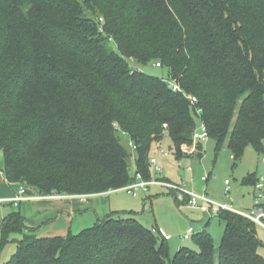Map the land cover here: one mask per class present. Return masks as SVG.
I'll return each mask as SVG.
<instances>
[{"label": "trees", "instance_id": "1", "mask_svg": "<svg viewBox=\"0 0 264 264\" xmlns=\"http://www.w3.org/2000/svg\"><path fill=\"white\" fill-rule=\"evenodd\" d=\"M129 61L160 64L167 78ZM200 120L235 162L249 146L264 154V0H0L1 170L15 192L91 196L121 190L137 173L150 180L152 151L168 137L184 159ZM203 151L197 145L191 159ZM218 214L219 248L204 230L192 236L199 251L182 247L172 259L168 240L130 211L57 237L32 234L15 211L1 243L16 245L6 264H264L257 226Z\"/></svg>", "mask_w": 264, "mask_h": 264}, {"label": "rangeland", "instance_id": "2", "mask_svg": "<svg viewBox=\"0 0 264 264\" xmlns=\"http://www.w3.org/2000/svg\"><path fill=\"white\" fill-rule=\"evenodd\" d=\"M111 45L113 44L111 43ZM129 63L131 67L142 69L147 74L164 79L167 78V71L164 68L156 67L154 63L146 67H142L133 61H129ZM123 144L130 155L128 158V166L129 173L133 176L136 173V154L125 141H123ZM161 148L167 152L169 156L165 157L163 154H161L162 156L159 154V157H156L157 155H154V157H156L157 160L159 159V166L163 171L162 178L165 180L179 186H186L188 190L198 194L202 193L204 188H207V196L211 200L225 205H233L234 208L247 210L251 208L252 205L254 206L253 203L255 202V196L257 194L256 186L254 187L253 184H248L246 181L249 176L251 177L254 174L259 176L264 173V154L257 153L253 147L249 146L245 150L243 158L237 162L234 161L232 152L226 143L220 149H217L216 141L212 139L204 145L201 161L197 159H176L173 154L171 140L168 137H165L163 140ZM194 148L195 146H190L188 149L193 150ZM189 166H191L192 171L187 170ZM1 167H3L2 152H0V173ZM203 176L208 177L207 184L201 182ZM226 181H228V185ZM27 188L28 191L31 192L28 186ZM0 192H2L0 198H5L7 192H11V190H9L7 184H3L0 186ZM99 200L101 202H108V206L112 209V212L131 210L130 212L134 213V218L150 230L156 226L155 220H157L158 227L161 229L162 234H169L173 237V240L168 242L167 247L171 259L174 258L175 254L182 247L199 251L193 238L189 240H184L183 238L190 226L195 229L196 233L204 230L209 232L217 248L221 245L225 234L226 224L219 214L206 212L201 207L192 209L188 207L187 204L179 203L175 200L174 195L169 194L168 190L162 187H151L148 192L140 191L136 196L126 190H120L111 192L108 197L99 198ZM7 202L0 203V230L3 224L1 220L5 216L7 217L9 212L17 211V208L15 210V208ZM100 208L101 207L94 209L95 213L98 209L100 210ZM102 209H106V207H102ZM252 209L249 211H252ZM92 222L93 219L91 215L88 214V212H82L70 222L72 233L78 234L83 229L89 228L92 226ZM64 223L66 222H57L56 220L51 223L50 221L47 222V225H45L47 228L53 224L56 225L52 226L44 236H62V234L65 233L62 229ZM256 234L262 242L258 252L264 257V229L257 227ZM35 235L41 237L40 234ZM1 242L2 234L0 233V264H6L15 253L16 245L10 243L2 247Z\"/></svg>", "mask_w": 264, "mask_h": 264}, {"label": "built area", "instance_id": "3", "mask_svg": "<svg viewBox=\"0 0 264 264\" xmlns=\"http://www.w3.org/2000/svg\"><path fill=\"white\" fill-rule=\"evenodd\" d=\"M157 67H160V64L156 65ZM167 84L172 88L175 92H180L181 87L178 82L176 81H167ZM188 99L190 100V103L194 106L197 103V99L194 96H188ZM201 110L197 111V116L201 115ZM165 127H167L165 125ZM122 136L126 139H128L127 135L125 133H122ZM209 141V135L207 132V128L205 124L200 120L199 124L193 134V146L195 148L193 150H189L188 148L184 149V153L187 155H193V153L196 151V146L199 144L206 145V143ZM128 145L132 150L136 149V146L134 143L130 140H128ZM160 153L163 154L165 157H168L169 154L165 152L164 150H160ZM264 163V159H263ZM150 165L153 169V177L150 180H146L140 173L136 174L135 181L128 185L127 187L121 189L126 190L130 192L132 195L136 196L138 192H148L151 187L157 186L162 187L168 190L169 193H173L177 200L180 202H185L188 207L190 208H197L201 207L206 212H212L218 214L222 210H228L235 212L244 218L248 219L252 223H254L257 227H260L264 229V173L260 175L259 181L256 184V190L257 194L255 196V202L254 207L252 211L249 212H242L235 210L232 206L225 205L216 201L211 200L207 195V188H204V191L200 194L194 193L191 190H188L185 186H179L176 184H173L169 181H166L162 178V169L159 166V163L156 159V157H153L150 160ZM188 171H192L191 166L187 167ZM201 181L203 183H206L208 181L207 176H203L201 178ZM226 184L228 185V181H226ZM64 195H50V196H32L28 194V188L25 185H22L19 190L17 191V194L10 199L9 201L13 205H18L24 201H35L40 199H58V198H64ZM83 197V196H81ZM84 199V197L82 198ZM188 199V201H187ZM154 233L157 235L164 236L166 240H170V235H163L161 231H158L156 229H153ZM194 228H189L186 235L183 237L184 240H189L192 238V236L195 234Z\"/></svg>", "mask_w": 264, "mask_h": 264}, {"label": "crops", "instance_id": "4", "mask_svg": "<svg viewBox=\"0 0 264 264\" xmlns=\"http://www.w3.org/2000/svg\"><path fill=\"white\" fill-rule=\"evenodd\" d=\"M159 154L161 155V153L158 149H154L152 151L153 156L157 155L156 157H159ZM185 155H186V157L184 158V160H193V159H191L192 155H187V154H185ZM163 158H165V157H163ZM157 161L159 163V159ZM1 169H2V167H1ZM3 184H7L9 186V190H11V192H7V195H5V198H0V201H1L0 203L8 201L7 203L11 204L15 208V210L17 208V211H19L23 215V217L25 218L27 228H29L31 231H33L32 234H37V235L40 234L41 237L42 236L45 237L44 234H46V232H48L52 226L56 225V224H53L47 228V226H45V225H47L46 223L49 221H50V223L54 220H56L57 222H66V223H64L63 228H62L63 231H65V233L62 234V236H66L69 233H72V226H71L70 222L73 221V219H75L77 216H79L82 212H88V214L91 215V217L93 219V222L91 224L92 226H94L100 219L105 218L107 215L112 213V209L109 208L108 202H105V201L101 202L99 200V198L108 197V195H110L111 192H108L105 194H100V195L83 196L84 199H82L83 197H81V196H65L64 198H58V199H40V200H35V201H24L18 205H13L9 200L12 199L17 194V191L15 192L13 187L6 181V179L4 178V176L2 174V170H1L0 186ZM118 191H120V190H118ZM112 192H116V191H112ZM1 193L2 192H0V194ZM30 195L38 196L40 194L38 193L37 190L32 189ZM58 196H60V195H58ZM82 205H84V206H82ZM226 205H229V204H226ZM229 206L233 207V205H229ZM98 207H101V208H100V210L98 209V211L95 213L94 209H97ZM102 207H106V209H102ZM253 207L254 206L252 205L251 208H249L247 210L238 209V208H234V207L233 208L237 211L246 212V211L251 210ZM192 209H194V208H192ZM125 211H127V210H125ZM11 213L12 212H9L8 214H11ZM5 217L1 220V223H3ZM155 222H156V226H154L153 229L161 231V229H159V227H158L157 220H155ZM92 226H90V227H92ZM46 228H47V231H46ZM189 228H193V227L190 226ZM165 235H169V234H165ZM38 237H40V236H38ZM172 240H173V237L171 236V239L168 240V242H171Z\"/></svg>", "mask_w": 264, "mask_h": 264}]
</instances>
